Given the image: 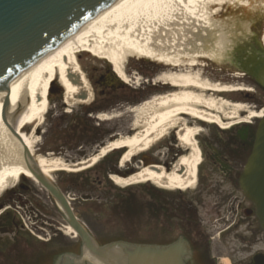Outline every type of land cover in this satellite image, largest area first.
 Instances as JSON below:
<instances>
[{
    "label": "rangeland",
    "instance_id": "1",
    "mask_svg": "<svg viewBox=\"0 0 264 264\" xmlns=\"http://www.w3.org/2000/svg\"><path fill=\"white\" fill-rule=\"evenodd\" d=\"M247 1L250 2V0ZM209 9L213 23L210 30L213 35L211 38H207L206 47L213 49L211 52H218L219 46H217L216 38L223 32L226 43L222 48V56L212 58L211 56L195 54L192 56L195 66L183 64V66L176 67L157 62L151 58L130 55L123 62V71L129 81H121V90H119L116 100H106L105 96H101L95 79L106 66L111 71L114 70L113 65L105 58H99L90 52L77 53L76 61L88 83L91 98L88 101L76 102L73 105L66 104L63 101V88L55 79V85L60 86V88L57 89L52 86V92L48 93V106L43 122L39 126L40 130L37 129L38 133L36 134L34 131V135L38 137L33 147L34 154L59 157L68 163L86 160L96 154L100 147L109 141L120 136L130 135L135 131L130 127V123L136 115L134 114V107L159 95L163 96L174 91V88H169L171 84L168 83L170 86L164 87L165 92L160 94L153 92V84L159 80V76L162 74L174 71L177 73L192 71L198 75L208 73L211 76L212 69L215 70L222 65L225 68V76H227V69H230L231 65L226 58L235 43L233 34L235 35L237 32L247 34L248 32L259 31L257 38L263 46L264 0H251V3H213ZM256 18L259 21L256 26H252L253 20ZM196 44L204 45L203 41H196ZM200 56L208 58V65L206 59ZM184 59L187 58L184 57ZM163 66H166L167 69ZM175 67L177 69L184 67L185 69L176 70ZM203 68L206 71L201 73ZM158 71L164 72L159 75L155 74ZM209 81L207 82L214 84L211 80ZM102 85L108 87L111 83L106 82ZM224 85L228 86L230 88L228 90L232 93H241V100H232V103H247L248 97L257 100L262 99L259 94L252 91L253 85L251 83L228 85L227 82H224ZM147 91H151L149 95H142ZM122 92H126L128 96L122 97ZM246 93L248 95L245 96ZM112 95L114 97L116 94ZM261 95L264 96V94ZM205 97L214 99L210 94ZM243 97L247 100H244ZM125 100L131 101L125 102ZM222 100L230 101L226 96ZM243 107L245 108L244 105ZM262 108L264 110V105ZM101 113L114 114V116L108 119H100ZM81 120L86 124L84 127L81 125ZM205 123L213 124L217 129H220L214 122ZM189 126L192 125L189 124ZM193 127L197 129L198 134L202 133L201 130L204 126L193 124ZM33 128L31 125H27L23 131L29 134ZM169 134L170 130H167L148 149L131 156L129 160L124 162H121V157L126 148L114 149L107 152L104 157L99 158L87 169L77 172H68L62 169L51 173L52 181L56 184H63L65 195L74 207L79 219L87 226L93 236L105 241L112 240L117 236H126L125 238L129 240L140 241L146 238L148 230H153L154 225L149 227L153 220L146 214L147 200L152 203L150 201L151 195L156 193L155 188L159 185L145 181L119 187L110 177L111 174L125 176L129 172L132 174L144 168L141 164V155L152 159L148 163L149 166L158 165V163L162 165L160 158L163 156L162 151L164 149L160 151L159 145L162 140L164 143L166 140L168 141ZM194 137L197 139L196 135ZM68 179H74L75 183L81 180L80 183L85 182L87 185L77 187L68 183ZM103 183L107 184L108 187H105ZM195 184L196 180L191 188L170 191H191ZM160 186L166 190L170 189L163 185ZM0 207H2L0 209V264H36L45 260V257L48 258L45 261L51 262L54 255L62 252L67 244H78V238L68 234L64 229L67 224L54 199L44 188L30 178L19 177L13 187L5 189L0 194ZM8 220H14L19 226V232L14 234H17L18 238L13 235L14 230L11 224H6ZM5 224L6 226H4ZM2 227H6L4 228L5 231L1 230ZM20 234L27 235L28 241L23 238L19 239ZM173 235L176 233L170 234L171 237ZM208 235L214 237L211 252L220 254L221 257L214 259L213 264H244L245 258L248 262L250 254H253L255 250L264 248V233L260 230L258 223L256 241L254 245L247 248H244L240 244V240L231 234H225L224 238L221 234L220 240L218 233L210 231ZM45 252L48 256H44ZM13 259L16 261L13 262Z\"/></svg>",
    "mask_w": 264,
    "mask_h": 264
},
{
    "label": "bare ground",
    "instance_id": "2",
    "mask_svg": "<svg viewBox=\"0 0 264 264\" xmlns=\"http://www.w3.org/2000/svg\"><path fill=\"white\" fill-rule=\"evenodd\" d=\"M227 2L251 3V0H115L12 78L7 88L0 90V194L13 187L22 175L33 178L22 158L24 150L30 153L36 167L51 179V173L55 170L77 172L87 169L116 148H126L121 162L127 161L152 146L167 130L174 128L180 129L179 144L190 153L181 157L173 170L169 172L162 166L152 165L127 177L111 174V178L120 185L151 181L170 189L191 188L196 180L200 152L194 137L197 129L187 125L182 114L227 128L229 126L221 122L218 114L230 120L236 119L244 108L241 103L232 105L226 100L205 97L204 91H225L230 88L210 84L192 71L167 72L159 76V80L177 88L134 107L136 115L130 127L135 131L112 140L101 148L98 155L86 160L68 163L59 157L35 155L33 147L38 137L34 131L37 134V129L40 130L48 106V88L52 83L51 87L63 88V101L68 105L90 100L91 91L76 61V54L82 51L105 58L124 81L129 79L123 71V62L130 55L151 58L176 67L183 64L193 67L192 56L195 54L212 58L222 56L226 43L223 32L216 38L218 52H211L213 49L206 47L207 38L213 35L209 8L213 3ZM196 41H203L204 45H198ZM55 79L60 86L55 85ZM82 95H86V99L82 100ZM201 107L215 114L206 113ZM263 112L257 115L249 112L246 119L251 115L261 117ZM113 116L101 113L99 118ZM27 125L34 127L29 134L23 131ZM64 229L74 236L68 225ZM185 249L186 253L189 252L188 246ZM70 262L75 264L78 259ZM90 262L100 264L96 259Z\"/></svg>",
    "mask_w": 264,
    "mask_h": 264
},
{
    "label": "flooded vegetation",
    "instance_id": "3",
    "mask_svg": "<svg viewBox=\"0 0 264 264\" xmlns=\"http://www.w3.org/2000/svg\"><path fill=\"white\" fill-rule=\"evenodd\" d=\"M254 20L252 26H256L259 21L258 18ZM258 33L259 31L233 34L235 43L226 58L231 65L230 69H227V76H225L224 66L220 65L215 70L212 69L211 76L208 73L205 75L199 74L200 78L206 81L211 80L218 86H223L224 82H227L228 85L251 83L253 85L251 87L252 91H255V94H259L264 99V96L261 95L264 94V44L262 46L259 43ZM200 57L206 59V61L208 60L206 56ZM206 64L208 65V61ZM163 67L166 68V66ZM175 69L182 70L185 68L177 69L175 67ZM109 71V67L106 66L101 73L99 72L95 78L96 84L101 96H105L106 100H116L121 85L114 82L108 87L102 85L110 82ZM205 71L204 68L201 69V73ZM161 72L164 71H158L155 74L159 75ZM113 85L116 87L113 88ZM153 85V92L158 94L165 92L164 87L170 86L168 83L159 80ZM169 88L176 89L172 85ZM150 92H144L142 95H149ZM112 94L116 95L113 97ZM203 94L205 96L210 94L215 100H222L226 96L230 100L228 102L232 105L236 104L235 102L232 103V100H241L240 92L208 90L204 91ZM121 96L126 98L128 94L122 92ZM243 99L249 100L247 103H243L245 108L239 112L238 118L230 120L218 114L221 122L229 126L227 128L217 124L220 127V129H217L213 124L192 119L188 115L182 114L181 117L187 125L201 124L204 126L201 130L202 133L196 134L197 139H195L200 152V164L196 170V184L191 191L177 190L173 192L170 190L175 191V189L166 190L160 185L155 188L156 193L151 195L152 199L150 201L152 203L147 200L146 212L147 217L153 220L149 227L151 228L154 225V228L147 231L144 240L132 241L125 238L126 236H117L112 240L105 241L94 236L96 242L104 244L110 241L124 240L167 247L178 238H181L189 248V252L184 257L185 264H213L214 259L221 258L220 254L211 252L214 237L208 235L210 231L218 233V237L222 234V238L225 234H231L240 240L239 242L244 248L254 245L258 223L255 206L243 196L238 179L246 155H248L251 148L252 139L258 126L257 122L259 121L258 116L251 115L248 119H246V116L249 115V112L256 115L261 112L264 100H257L252 97L247 99L243 97ZM129 101L131 100H125V102ZM200 109L206 113L210 112L211 115L215 114V112L206 108L201 107ZM179 131L178 128L170 130L168 141L166 140L164 143V140H162L159 145V150L164 149V151H162L163 156L160 158L162 159V165H159V163L158 165L169 172L176 167L181 157L190 153L188 149L179 144ZM141 160L150 162L152 159L141 155ZM182 171L184 170L182 169ZM155 228L156 230H154ZM14 229L13 235L19 232V226L15 224ZM172 232L176 235L171 237ZM14 236L18 238L17 234ZM21 238L28 241L27 235L20 234L19 239ZM14 240L16 239L14 238ZM63 249L51 262L45 261L48 259L46 258L36 264H58V258L62 253H79L80 242L78 244H67L66 248ZM257 253H264V248L255 250L253 254L248 256V262L245 258L243 263L252 264V257ZM44 255L47 256V252ZM16 259L12 261L14 262ZM70 261L67 264H72Z\"/></svg>",
    "mask_w": 264,
    "mask_h": 264
},
{
    "label": "water",
    "instance_id": "4",
    "mask_svg": "<svg viewBox=\"0 0 264 264\" xmlns=\"http://www.w3.org/2000/svg\"><path fill=\"white\" fill-rule=\"evenodd\" d=\"M114 1L0 0V90L7 88L12 78ZM110 75L118 79L116 73ZM51 85L48 93L52 92ZM82 97L86 99V95ZM22 158L32 177L54 198L66 224L81 241L80 252L61 254L58 264H67L65 259H78L75 264H92L90 261L94 259L100 264H185L187 244L181 238L167 247L126 241L99 245L76 217L62 190L36 167L30 153L24 150ZM239 185L242 194L255 205L258 224L264 232V117L256 129ZM252 264H264V254H256Z\"/></svg>",
    "mask_w": 264,
    "mask_h": 264
},
{
    "label": "trees",
    "instance_id": "5",
    "mask_svg": "<svg viewBox=\"0 0 264 264\" xmlns=\"http://www.w3.org/2000/svg\"><path fill=\"white\" fill-rule=\"evenodd\" d=\"M81 125H82V127H84L86 124L83 122V120H81ZM100 174H102V173H100ZM79 175H82V174H79ZM81 177V176H80ZM68 183H72L73 185H75V186H80V185H87V183H85V182H82V183H80L81 182V180H79V182L78 183H75V180L74 179H68V181H67ZM104 184V186L105 187H108L107 186V184H105V183H103ZM59 185V187L63 190V184H58ZM27 192V191H26ZM11 224V226H12V223L11 222H6V224ZM6 224L4 225V226H6ZM4 228H6V227H2L1 228V230L2 231H5V229ZM44 256H46V255H44ZM48 256V255H47ZM51 257H52V255H51ZM40 258H44V257H40ZM39 259V258H38ZM45 259H46V257H45Z\"/></svg>",
    "mask_w": 264,
    "mask_h": 264
}]
</instances>
